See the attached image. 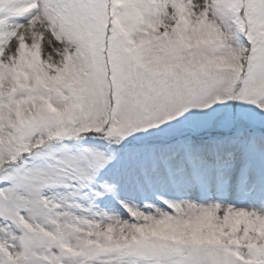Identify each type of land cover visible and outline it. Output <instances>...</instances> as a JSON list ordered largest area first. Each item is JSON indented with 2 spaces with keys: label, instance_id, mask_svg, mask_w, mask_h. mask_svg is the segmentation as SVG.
<instances>
[{
  "label": "snow or ice",
  "instance_id": "snow-or-ice-1",
  "mask_svg": "<svg viewBox=\"0 0 264 264\" xmlns=\"http://www.w3.org/2000/svg\"><path fill=\"white\" fill-rule=\"evenodd\" d=\"M0 264H264V0H0Z\"/></svg>",
  "mask_w": 264,
  "mask_h": 264
}]
</instances>
